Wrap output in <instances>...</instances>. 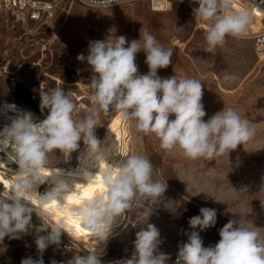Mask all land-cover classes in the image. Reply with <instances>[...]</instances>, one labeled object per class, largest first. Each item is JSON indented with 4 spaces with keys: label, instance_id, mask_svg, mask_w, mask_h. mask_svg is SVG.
Returning a JSON list of instances; mask_svg holds the SVG:
<instances>
[{
    "label": "clouds",
    "instance_id": "obj_1",
    "mask_svg": "<svg viewBox=\"0 0 264 264\" xmlns=\"http://www.w3.org/2000/svg\"><path fill=\"white\" fill-rule=\"evenodd\" d=\"M130 0H85L91 9L111 8ZM198 4L194 16L206 26L204 40L206 53L223 48L226 38L246 35L252 15L247 8L236 10L233 0H191ZM143 51L147 74H140L136 56ZM173 49L165 47L146 28L140 38L130 42L123 35L91 41L88 54H78L77 60L90 66L92 76L88 84L94 97L91 110L81 118L73 92L63 86L40 90V110H48L43 120H36L30 111L19 112L15 104L5 108L15 115L0 130V152L6 151L7 160L17 165L9 169L10 183L0 191V242L7 236L19 238L28 233L34 206L43 209L49 204L62 205L69 194L97 177L104 190L69 209L82 228L95 240V247L86 255L75 253L67 264H102L103 250L97 246L106 243L114 228L129 213L135 201L152 205L163 199L168 185L154 175L150 159L139 153L121 154L112 143L104 146L96 136L102 127L101 116L112 111L120 113L122 121L137 134L155 135L160 148L166 152L178 151L185 159L216 160L245 145L256 137L254 123L234 107H224L207 120L202 103L203 84L194 77L173 75L162 78L158 69L172 63ZM235 74H226L225 82H234ZM174 116V119H170ZM85 146L78 159L80 167L66 173L55 167L52 157L57 150L71 159V155ZM119 156L121 159L115 160ZM112 160L113 162H109ZM101 164L104 165L101 169ZM92 169L96 171L93 172ZM41 185L48 187L41 194ZM243 190V189H242ZM264 207V202H261ZM200 214L189 219L188 240L180 244L175 264H264V230L247 227L241 220L230 219L219 230V241L214 246H203L200 232L214 227L217 210L201 207ZM134 241L135 251L130 258L110 264H168L171 256L160 251L158 228L147 223ZM35 244L40 258L27 257L21 264H44L43 253L50 245H59L64 222L40 228ZM51 264H57L55 260Z\"/></svg>",
    "mask_w": 264,
    "mask_h": 264
},
{
    "label": "rangeland",
    "instance_id": "obj_2",
    "mask_svg": "<svg viewBox=\"0 0 264 264\" xmlns=\"http://www.w3.org/2000/svg\"><path fill=\"white\" fill-rule=\"evenodd\" d=\"M42 1L53 3L55 0ZM233 6L241 9L238 5ZM251 15V27L258 30L263 24V14L254 9ZM8 16V23L0 16V64L5 65L7 75L20 79L28 89L18 91L16 101L33 107L43 119L48 110L41 112L39 92L56 86H63L65 92H73L78 118L91 110L94 99L88 87L91 68L86 61L77 60L78 54L87 56L91 41L123 35L130 42L139 39L141 28H146L165 47L173 49L172 63L158 69L160 77L189 76L202 81L205 120L224 107H234L256 128L254 140L239 145L229 156L192 161L178 151L162 150L154 134H137L133 127L125 124L126 154L146 155L152 162L156 178L164 180L168 187L158 204L139 199L134 202L110 237L107 248L102 249V264L131 257L135 251L136 233L147 226L148 213L151 215L147 223L158 228L164 241L160 251L171 256L168 264H175L178 246L187 242V233L193 231L189 219L199 215L201 207L217 210L214 227L204 231L196 229L204 247L214 246L219 241V230L230 219L264 230V207L261 205L264 202V57L256 54L251 39L229 36L223 48H217L214 54L206 53V30L196 27L193 12L179 1L167 10L152 9L147 2L96 10L78 1L65 0L46 9L38 21L26 20L23 28L17 24L12 26L14 17L12 19L10 13ZM145 59L143 51L136 56L140 74L148 72ZM226 74H235L238 79L225 82ZM78 96L82 97L77 99ZM117 114L120 113L112 111L107 117L101 116L103 126L96 129L98 138ZM80 144L84 146L82 141ZM78 152L72 153L71 159L67 160L57 150L56 156L52 157L53 164H74ZM5 162L13 169L17 168L8 160ZM47 187L41 185L38 191L43 194ZM42 227L50 225L34 210L28 233L16 239L6 236L0 242V264H21L27 257L40 258L35 240L38 234H46L38 233ZM68 238L62 234L58 246L50 245L45 250L44 264H51L53 260L57 264H67L75 253L87 254L80 243Z\"/></svg>",
    "mask_w": 264,
    "mask_h": 264
},
{
    "label": "bare ground",
    "instance_id": "obj_3",
    "mask_svg": "<svg viewBox=\"0 0 264 264\" xmlns=\"http://www.w3.org/2000/svg\"><path fill=\"white\" fill-rule=\"evenodd\" d=\"M261 27H264V22ZM82 96H78L77 99H80ZM5 125L7 124H4L2 127H0V130H2ZM126 137L127 134L125 129V123L122 121L120 114H117L109 120L102 135L98 139L101 140L104 146H108L112 143H115V145L119 149V152L123 155L126 154ZM84 150L85 146L80 148L76 162L74 164L68 166L59 163L55 164L54 166L64 170L66 173L77 171L80 167H82L78 157L81 156ZM6 151H10V149ZM6 151L0 152V190L2 191L7 189L10 183V178H12L9 169H12L13 171L16 170L9 167L8 164L5 162V160H7ZM119 159H121V157H115V160ZM109 162L111 163L113 161L110 160ZM103 167L104 165L101 164V169H103ZM92 171L95 172L96 170L92 169ZM103 190L104 186L99 177H97V179H95L91 183H87L81 187H78L75 192L69 194V196L65 199L62 205L53 203L46 205L43 209H41L39 205H36L34 206V210L42 214L50 226L51 224L57 223L62 220L64 222L66 230L68 231V233L62 231V234L80 243V245L88 252V250L93 249L95 247L96 242L93 238L90 237L89 233L82 228L78 218L73 216L69 209L79 207L80 202L89 198L90 195L98 194ZM120 224L121 223L119 222V225ZM116 228H114L111 236H113V234L115 233ZM110 237L108 238L106 243L100 244L97 247L100 249H106Z\"/></svg>",
    "mask_w": 264,
    "mask_h": 264
},
{
    "label": "built area",
    "instance_id": "obj_4",
    "mask_svg": "<svg viewBox=\"0 0 264 264\" xmlns=\"http://www.w3.org/2000/svg\"><path fill=\"white\" fill-rule=\"evenodd\" d=\"M65 0H55L53 3H47L42 0H0V14H6L7 16L12 15L14 20H21L26 22V20L38 21L41 15L45 12L46 9L52 8V6L57 5V3ZM69 2L78 1L86 6L85 0H66ZM175 1H179L188 6L193 12L194 8L198 7V4L191 2V0H130V2H147L152 9L160 8L166 10L171 8ZM42 4H47L44 6ZM127 4V3H124ZM157 5V6H155ZM233 5H238L241 8H247L251 13L254 9H258L263 14L264 22V0H233ZM119 6L118 4H113L111 7ZM234 9L238 10L233 6ZM52 13L49 14V18ZM196 27L206 30V26L200 22L195 16ZM252 20V19H251ZM243 39H251L254 42L255 52L258 56L264 57V27H261L258 30H253L251 24L247 30V33ZM5 104H15L17 106V111L24 112L30 111L33 113L36 120H43L41 114L35 110L33 107L28 104L9 100V101H0V127L4 124H10L9 116L15 115V113L7 110L4 106Z\"/></svg>",
    "mask_w": 264,
    "mask_h": 264
},
{
    "label": "crops",
    "instance_id": "obj_5",
    "mask_svg": "<svg viewBox=\"0 0 264 264\" xmlns=\"http://www.w3.org/2000/svg\"><path fill=\"white\" fill-rule=\"evenodd\" d=\"M0 16L5 18V21L8 23L10 20L9 16L6 14H0ZM13 19V17H12ZM12 26L13 25H22V28L24 27L25 22L19 21L18 20H11ZM5 65L2 63L0 64V101H9V100H17L16 99V94L18 91L26 89V85L17 78H13L9 75H7L4 71ZM33 93L32 90H29ZM34 94V93H33ZM23 103V102H22ZM26 104V103H25Z\"/></svg>",
    "mask_w": 264,
    "mask_h": 264
}]
</instances>
